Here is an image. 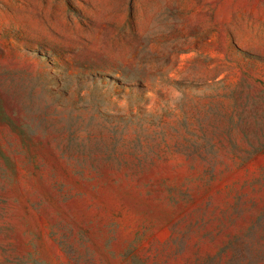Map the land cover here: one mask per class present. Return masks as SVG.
<instances>
[{"label":"rangeland","instance_id":"rangeland-1","mask_svg":"<svg viewBox=\"0 0 264 264\" xmlns=\"http://www.w3.org/2000/svg\"><path fill=\"white\" fill-rule=\"evenodd\" d=\"M0 264H264V0H0Z\"/></svg>","mask_w":264,"mask_h":264}]
</instances>
